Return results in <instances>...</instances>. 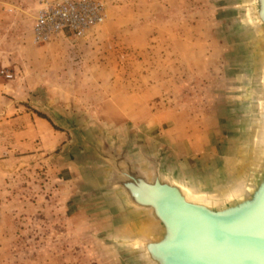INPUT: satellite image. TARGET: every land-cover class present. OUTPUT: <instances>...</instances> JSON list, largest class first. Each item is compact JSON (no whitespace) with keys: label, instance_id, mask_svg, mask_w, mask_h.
Listing matches in <instances>:
<instances>
[{"label":"rangeland","instance_id":"obj_1","mask_svg":"<svg viewBox=\"0 0 264 264\" xmlns=\"http://www.w3.org/2000/svg\"><path fill=\"white\" fill-rule=\"evenodd\" d=\"M46 1L0 0V264H140L141 216L104 156L148 173L199 129L242 144L254 50L240 0H99L101 23L35 44Z\"/></svg>","mask_w":264,"mask_h":264},{"label":"water","instance_id":"obj_2","mask_svg":"<svg viewBox=\"0 0 264 264\" xmlns=\"http://www.w3.org/2000/svg\"><path fill=\"white\" fill-rule=\"evenodd\" d=\"M239 8L254 50L249 110L236 163L209 191L212 206L186 201L157 161L147 178L122 153L104 156L109 185L144 214L133 237L140 264H264V0Z\"/></svg>","mask_w":264,"mask_h":264},{"label":"crops","instance_id":"obj_3","mask_svg":"<svg viewBox=\"0 0 264 264\" xmlns=\"http://www.w3.org/2000/svg\"><path fill=\"white\" fill-rule=\"evenodd\" d=\"M4 85L5 84L0 83V86ZM226 115L224 117H226ZM229 126L231 125L223 127L225 128L224 130L230 131ZM191 130H193V128H191ZM204 130L205 129H199V132L196 134L190 133L187 138L183 139L187 147L185 151L179 152L180 149H178L176 145L172 146V151L170 152L172 157L170 158L174 163H170L165 155L161 153L159 157H157L159 173L167 176L168 179L175 183H181L185 186H198L203 191L211 190L218 185V183L232 171V167L236 163V159H233V154L240 150L241 145H236L235 142L234 144L226 146L224 144H212V139H210L212 136L210 134L211 132ZM237 131L238 130L235 132ZM201 133H203V135L200 136L202 138L200 142H198L197 135H201ZM217 133L219 132L214 130V135ZM228 137L229 134L227 135V138ZM170 153L168 151L166 152V154ZM175 157L176 160L174 159ZM180 158L181 160L179 162L178 159ZM147 167L149 169V166Z\"/></svg>","mask_w":264,"mask_h":264},{"label":"built area","instance_id":"obj_4","mask_svg":"<svg viewBox=\"0 0 264 264\" xmlns=\"http://www.w3.org/2000/svg\"><path fill=\"white\" fill-rule=\"evenodd\" d=\"M103 4L99 0H51L36 10L31 24L32 41L46 43L60 36H82L89 28L102 22ZM0 74L10 79L4 70Z\"/></svg>","mask_w":264,"mask_h":264},{"label":"bare ground","instance_id":"obj_5","mask_svg":"<svg viewBox=\"0 0 264 264\" xmlns=\"http://www.w3.org/2000/svg\"><path fill=\"white\" fill-rule=\"evenodd\" d=\"M236 32V31H235ZM239 120V119H238ZM238 138V136H237ZM237 144V143H236ZM243 152V151H242ZM124 155V154H123ZM157 156V155H156ZM241 156H243V154H241ZM125 157V156H124ZM152 168V166H151ZM225 168V167H224ZM143 172V171H142ZM144 176L145 177H149V173H145L144 172ZM165 176L163 175V177H161L162 179L164 178ZM167 177V176H166ZM164 180V179H163ZM173 182V181H172ZM177 186H179V188L182 190L181 192L183 193V196L185 198L186 201L190 202V203H193V204H201V205H204L206 207H211L212 204H213V201L211 198H208V194H209V191L206 192L201 190L198 186H194V185H190V186H185L181 183H175ZM198 187V188H194V187ZM200 189V190H199ZM118 199V198H117ZM121 204V202H120ZM130 209H132V207L130 206ZM120 210V209H119ZM146 212L148 210H145ZM144 214L142 212H139V216H141V218H143ZM126 219V218H125ZM140 223H142V221H140ZM139 224V223H138ZM139 228V225L136 226V231L138 230ZM134 240V245L132 247V252H136V241L135 239Z\"/></svg>","mask_w":264,"mask_h":264},{"label":"flooded vegetation","instance_id":"obj_6","mask_svg":"<svg viewBox=\"0 0 264 264\" xmlns=\"http://www.w3.org/2000/svg\"><path fill=\"white\" fill-rule=\"evenodd\" d=\"M148 173H149V177L151 176V174H152V168H150V169H148ZM144 174V173H143ZM149 177H147V178H149ZM146 215V214H145Z\"/></svg>","mask_w":264,"mask_h":264},{"label":"trees","instance_id":"obj_7","mask_svg":"<svg viewBox=\"0 0 264 264\" xmlns=\"http://www.w3.org/2000/svg\"><path fill=\"white\" fill-rule=\"evenodd\" d=\"M38 115H40V114H38ZM40 117L44 118V116H42V115H40Z\"/></svg>","mask_w":264,"mask_h":264}]
</instances>
